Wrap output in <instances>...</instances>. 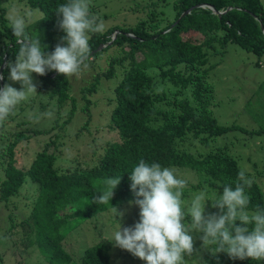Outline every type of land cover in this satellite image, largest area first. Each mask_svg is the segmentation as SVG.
<instances>
[{"label":"trees","instance_id":"1","mask_svg":"<svg viewBox=\"0 0 264 264\" xmlns=\"http://www.w3.org/2000/svg\"><path fill=\"white\" fill-rule=\"evenodd\" d=\"M159 1L162 0L147 3L151 6L149 24L144 19L132 26H114L101 33H89L90 52L113 39L102 50L89 53V56L99 55L107 46L120 47L122 52V55L112 57L109 69L96 78L114 76L115 65L124 68L114 88L115 105L108 124L117 133L118 140L105 146L96 164L89 168L79 164L66 170L58 168L57 156L51 151L54 138L37 151L26 169L15 165L14 148L9 144L5 149L1 148V200H8L16 194L27 177L38 184L26 220H31L27 224L33 227L35 243L46 255V264H73L71 255L63 246L66 234L81 222L112 208L111 205L115 207L134 200L129 173L141 159L148 163L157 162L162 167L194 170L199 178V182L192 185L194 191L210 192L212 189L223 192L224 185L235 188L242 169L227 145L217 144L216 138L230 129L248 130L218 123L210 109L212 94L204 78L215 65L206 64L213 55L211 53L223 54L228 43H236L258 56L264 54V4L262 0H174V18L167 25L160 26L159 20L152 22L156 18L154 5ZM65 2L25 0L31 9L42 12L37 23L27 26L26 30L29 35L39 37L46 53L53 52L60 41L53 42V36L61 38L65 35L57 26L55 13L57 6ZM189 8L192 9L180 17ZM8 21L0 0V35L7 39L1 48L0 63L4 55L6 61L15 59L19 48ZM115 29L120 31L113 38ZM194 34L201 36V41H191ZM153 69L159 71L162 79L170 80L175 87L180 86V91L190 87L194 103L187 97L173 101L157 93L150 72ZM40 77L42 87H51L49 94L57 97L59 105L70 97L68 77L55 71ZM93 86L94 83L91 88H83L84 94ZM72 115L73 108L68 118ZM26 137L22 134L16 140ZM114 176H121V182L114 190L111 204H97L94 197L104 189V180ZM245 192L250 197L247 207L250 213L257 206L264 209V193L256 181L253 180ZM209 203L211 205V201ZM212 212L219 213V209L212 208ZM237 225H240L239 221ZM110 250V241L100 239L84 249L78 264H110ZM204 261V264H264V261L251 259L233 260L224 253L213 256L210 252L204 254Z\"/></svg>","mask_w":264,"mask_h":264},{"label":"rangeland","instance_id":"2","mask_svg":"<svg viewBox=\"0 0 264 264\" xmlns=\"http://www.w3.org/2000/svg\"><path fill=\"white\" fill-rule=\"evenodd\" d=\"M149 1L90 0L89 11L105 22V30L114 26H132L144 19L149 24L151 15L149 11L151 6L147 4ZM173 1L162 0L154 5L153 14L156 18L152 22L157 23L159 20L160 26L167 25L175 16ZM262 2L264 4V0ZM1 6L6 9L7 18L14 11L25 16L28 26L37 23L36 20L42 14L38 9H31L25 0H1ZM119 31L114 30V37ZM32 37L36 38L35 35ZM59 39V35L51 38L53 42ZM190 39L193 42H199L202 37L194 34ZM6 41V37L0 35V52ZM40 43L42 46L43 42L40 41ZM106 48L99 55L89 56L86 61L88 68L79 75L68 77L67 90L70 97L60 105L56 96H50L51 87H42L43 79L36 73H32L37 93L29 94V97L17 106L14 113L0 123V161L3 157L1 148L5 149L9 144L11 148H14L15 165L26 169L37 151L54 138L55 145L51 151L57 156L58 168L66 170L76 164L89 168L97 163L105 146L118 140L117 133L110 129L108 124L110 112L115 105L114 88L124 70L115 65L114 76L107 78L100 75L96 78L99 73H105L109 69L112 57L122 55L120 47L107 46ZM224 50L223 54L211 53L213 55L209 57L206 64V66L212 63L215 65L204 77L205 84L210 86L212 94L210 109L219 124L237 125L247 129L248 132L230 129L219 135L216 143L227 145L241 169L250 179L259 184L264 193V54L258 56L236 43H228ZM9 61L14 63L15 59L6 61L4 55L0 63V77H2L0 88L5 84H11L12 87L20 90L19 83H13L8 79L9 69L6 65ZM180 68L184 70L183 66ZM150 72L154 76L157 93L164 94L166 99L173 101L187 97L193 102L190 87L184 92L180 91V86L175 87L170 80L162 79L158 70L153 69ZM93 83L92 90H85L87 93L85 95L83 88H91ZM72 108L73 115L69 119L68 113ZM48 111L53 112L51 118L42 117L39 122L34 120L35 115ZM22 134H26L27 137L16 140ZM169 168L175 170L178 178L187 181V186L183 190L184 201H190L194 195L201 192V189L192 190V185L199 182L198 174L194 170L177 166ZM2 176L0 172V182ZM37 189L38 184L27 177L26 182L16 194L10 196L8 200L0 199V264H46V255L35 243L33 227L27 224L31 220H26L36 198ZM217 193L223 194L222 191L212 189L207 192L209 199ZM129 202L115 206L118 212L123 213L122 217H117L114 210L110 208L81 222L66 234L63 246L71 255L73 264L79 263V258L86 247L103 238L111 241L112 234L119 227V222L122 228L133 226L138 222L139 208ZM209 202L206 204L205 214L213 213ZM110 244V264H145L128 251L114 247L112 242ZM201 245L202 241L196 235L194 249L198 252L191 257H186L187 263H205L204 254L209 251L203 249Z\"/></svg>","mask_w":264,"mask_h":264},{"label":"clouds","instance_id":"3","mask_svg":"<svg viewBox=\"0 0 264 264\" xmlns=\"http://www.w3.org/2000/svg\"><path fill=\"white\" fill-rule=\"evenodd\" d=\"M89 8L90 0H66L57 6V26L65 35L50 54L42 49L39 37L28 34L25 16L15 11L8 16L19 45L15 62L9 61L6 65L8 79L19 83L21 89L11 84L0 88V123L12 115L29 94L37 93L32 73L43 76L55 71L72 77L88 68L89 33H101L106 27ZM52 116L53 112L48 111L35 115L34 120L39 122L42 117ZM129 180L135 197L129 203L138 206L139 220L123 228L119 222L110 241L114 247L128 251L145 264H187L186 257L198 252L194 249L198 235L201 247L213 256L224 253L233 260L264 261V209L257 206L251 213L247 210L250 197L245 188H250L253 180L243 169L238 173L235 188L224 185L223 194L217 193L211 199L206 191H201L188 202L182 199L187 181L178 178L174 169L162 167L157 162L139 160L129 173ZM120 182L121 176L106 178L104 189L94 197L95 202L111 204ZM209 201L219 213L205 214ZM111 207L117 217L123 216Z\"/></svg>","mask_w":264,"mask_h":264},{"label":"water","instance_id":"4","mask_svg":"<svg viewBox=\"0 0 264 264\" xmlns=\"http://www.w3.org/2000/svg\"><path fill=\"white\" fill-rule=\"evenodd\" d=\"M208 6H209L210 8H212L214 12L217 13V10L214 9L213 6H211V5H208ZM191 9H192V8H189V9H187L186 11H184V12L180 15V17L183 16V15H185L186 13H188ZM177 20H178V19H177ZM177 20H176V21H177ZM113 38H114V36H113ZM112 40H113V39H112ZM112 40L109 41L107 44L111 43ZM107 44H100L95 50L92 51V53L95 52V51H99L101 48H103V47L106 46Z\"/></svg>","mask_w":264,"mask_h":264}]
</instances>
